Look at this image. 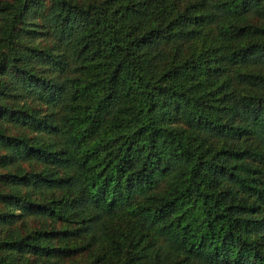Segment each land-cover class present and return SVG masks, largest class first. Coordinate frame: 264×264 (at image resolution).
Instances as JSON below:
<instances>
[{"label":"trees","instance_id":"trees-1","mask_svg":"<svg viewBox=\"0 0 264 264\" xmlns=\"http://www.w3.org/2000/svg\"><path fill=\"white\" fill-rule=\"evenodd\" d=\"M0 264H264V0H0Z\"/></svg>","mask_w":264,"mask_h":264},{"label":"rangeland","instance_id":"rangeland-1","mask_svg":"<svg viewBox=\"0 0 264 264\" xmlns=\"http://www.w3.org/2000/svg\"><path fill=\"white\" fill-rule=\"evenodd\" d=\"M84 258H85V255L82 256V254H76L73 256L72 260H74V262L81 263Z\"/></svg>","mask_w":264,"mask_h":264}]
</instances>
